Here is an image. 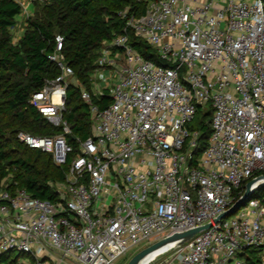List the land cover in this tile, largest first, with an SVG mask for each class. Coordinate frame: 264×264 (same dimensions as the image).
Wrapping results in <instances>:
<instances>
[{
  "label": "built area",
  "instance_id": "obj_1",
  "mask_svg": "<svg viewBox=\"0 0 264 264\" xmlns=\"http://www.w3.org/2000/svg\"><path fill=\"white\" fill-rule=\"evenodd\" d=\"M138 1L147 4L145 13L121 11L124 31L105 42L97 61V73L118 71L112 102H93L110 87L92 76L94 95L82 87L92 134L73 145L64 114L75 72L63 56L64 37H55L49 59L62 74L30 103L63 131H23L17 139L52 155L58 167L75 156L56 202L4 185L0 256L28 255L26 264H116L135 248L209 223L150 264H245L248 249L264 251L261 199L216 222L249 181L256 182L253 194L264 189V0ZM32 3L21 5L26 26ZM130 34L169 67L147 60ZM203 105L213 110L212 136L199 157L200 134L190 125Z\"/></svg>",
  "mask_w": 264,
  "mask_h": 264
},
{
  "label": "trees",
  "instance_id": "obj_2",
  "mask_svg": "<svg viewBox=\"0 0 264 264\" xmlns=\"http://www.w3.org/2000/svg\"><path fill=\"white\" fill-rule=\"evenodd\" d=\"M34 7L35 14L16 44L12 29L23 8L15 0H0V191L11 183L37 199L56 202L59 194L54 187L65 181L75 154L67 166L58 167L52 155L32 149L17 139L23 131L37 137H56L63 131L48 122L30 103L47 80L62 74L49 59L56 49L55 37H64L63 56L75 72L68 87L64 114L72 132L68 141L73 145L77 138L87 140L92 134L94 122L89 104L82 99V87L93 94L92 76L98 69L100 51L105 42L112 41L126 26L119 13L130 9L131 13L142 15L147 4L138 0H36ZM130 38L133 47L147 60L169 67L146 41L133 34ZM93 102L105 108L112 102L111 94L106 92L100 99L93 96ZM212 114L210 105L199 106L190 125L200 134L196 150L199 157L212 136ZM261 192L264 189L255 192L252 198H259ZM241 195L237 194L236 199ZM261 252L260 248L248 249L244 254L245 264H264ZM9 257L0 256V263Z\"/></svg>",
  "mask_w": 264,
  "mask_h": 264
},
{
  "label": "water",
  "instance_id": "obj_3",
  "mask_svg": "<svg viewBox=\"0 0 264 264\" xmlns=\"http://www.w3.org/2000/svg\"><path fill=\"white\" fill-rule=\"evenodd\" d=\"M255 181H249L246 184L244 194L239 198L230 209L225 211L220 217L216 220V222H220L225 218L231 217L235 215L241 208L246 206V204L251 201L253 197V187L255 185ZM212 224H206V226L194 228L187 232H177L174 235L166 237L155 244H152L148 248L142 250L141 254H139L136 258H134L130 264H150L152 261L158 258L161 254L170 251L174 247L184 244L196 235L200 234V232L209 229Z\"/></svg>",
  "mask_w": 264,
  "mask_h": 264
},
{
  "label": "rangeland",
  "instance_id": "obj_4",
  "mask_svg": "<svg viewBox=\"0 0 264 264\" xmlns=\"http://www.w3.org/2000/svg\"><path fill=\"white\" fill-rule=\"evenodd\" d=\"M17 2H22L23 0H15ZM40 1V0H39ZM41 2V1H40ZM33 3H36V0H33ZM40 6V5H39ZM30 11L33 12V8L30 7ZM16 26L15 28L12 29V33L13 35H15L18 31H20L21 29H24V27H26L25 24V18L23 13L20 14V16H18L16 18ZM125 62V61H124ZM101 72L97 73V71L93 74V76H95V85L97 84V86H99L100 88H104V86L109 85L110 88H108L105 93H112V87L113 85L117 82L118 80V71L115 68H106L104 70H100ZM93 88V85H92ZM56 189H58L57 187H54ZM260 197H262L264 199V192L260 193ZM259 197V199H261ZM151 245H145V246H141L140 248H135L133 249L128 255L125 256V258L120 259L116 264H130V262L136 258L139 254H141L142 250L148 248ZM260 257L262 262L264 263V251L262 250V252L260 253ZM17 260V264H26L29 263L31 261V258L26 255H19L18 252H11L10 253V257L7 260H3L1 262V264H13V260Z\"/></svg>",
  "mask_w": 264,
  "mask_h": 264
},
{
  "label": "crops",
  "instance_id": "obj_5",
  "mask_svg": "<svg viewBox=\"0 0 264 264\" xmlns=\"http://www.w3.org/2000/svg\"><path fill=\"white\" fill-rule=\"evenodd\" d=\"M17 2V1H16ZM28 2H33V0H23L22 2H18L19 4H26V3H28ZM32 8H33V11H34V14H35V7H34V3H32V6H31ZM25 31H26V27H24V29H21L20 31H18L15 35H14V39H13V41L17 44V43H19V41H20V39L22 38V36L24 35V33H25ZM111 95H112V93H111Z\"/></svg>",
  "mask_w": 264,
  "mask_h": 264
}]
</instances>
